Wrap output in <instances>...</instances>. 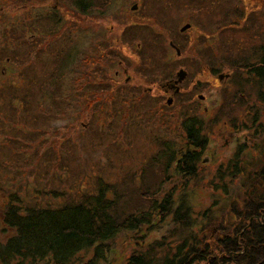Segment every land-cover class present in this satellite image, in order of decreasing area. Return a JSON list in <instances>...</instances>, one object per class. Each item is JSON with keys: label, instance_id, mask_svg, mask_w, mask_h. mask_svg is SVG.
Instances as JSON below:
<instances>
[{"label": "rangeland", "instance_id": "rangeland-1", "mask_svg": "<svg viewBox=\"0 0 264 264\" xmlns=\"http://www.w3.org/2000/svg\"><path fill=\"white\" fill-rule=\"evenodd\" d=\"M109 1L95 0L85 16L73 0H0V239L10 234L2 230L10 195L54 208L103 187L126 215L152 218L122 231L96 264L164 259L192 233L219 238L213 231L234 223V204L240 211L264 191L249 177L264 165V105L254 90L233 95L230 59L220 63L224 45L247 54L264 45V0ZM136 25L150 43L122 36ZM183 69L175 93L166 85ZM190 116L205 123L207 138L193 177L155 158L168 148L179 158ZM239 148L242 172L224 189L216 173ZM164 199L166 212L155 208ZM92 257L91 248L73 264Z\"/></svg>", "mask_w": 264, "mask_h": 264}, {"label": "trees", "instance_id": "trees-1", "mask_svg": "<svg viewBox=\"0 0 264 264\" xmlns=\"http://www.w3.org/2000/svg\"><path fill=\"white\" fill-rule=\"evenodd\" d=\"M94 1L73 0V3L81 14L87 16L93 15L91 11ZM104 3L103 8H106L110 1L104 0ZM236 10L233 12L236 13ZM243 14L242 11L234 17L242 19ZM225 17L229 18L228 13ZM245 27L246 23L241 29L246 30ZM146 30L138 25L130 26L122 36L129 31V42L138 38L144 45L151 42L149 36L144 35ZM230 39L231 42H227L229 45L234 41ZM223 49L225 51L220 54V63L223 65L224 60L230 59V64L227 63L233 69V95L239 92L249 96L254 90L255 102L264 105V45L256 46L249 54L239 51L243 47L236 52L232 51L231 46L224 45ZM238 51L240 55L237 56L235 54ZM210 66L213 74L221 71V68L212 64ZM254 105L251 102L245 103V107L253 115ZM258 119L255 116L253 122L258 123ZM231 121L235 119L232 118ZM181 124L187 144L179 158L177 159L174 148L164 149L155 158L165 159L168 168L175 164V170L193 177L198 173L202 154L207 147V138L203 134L205 123L197 116H190ZM241 158L239 148L233 158L217 171L216 178L223 183L224 189L227 188L228 181H234L242 172ZM257 170L260 172L254 171L249 175L250 185L255 180L264 182V165H259ZM226 195L230 196V191L226 190ZM118 201L109 197L103 187L81 201L54 208L25 207L21 198L10 195L2 218V230L9 231L10 234L4 241L0 239V264H73L80 253L91 248L94 257L90 258L89 264H96L101 258L104 260L108 254L107 250H103L105 245L112 243L122 231L141 230L152 218L150 212L126 215L121 211ZM153 203L155 206L156 201ZM169 205L170 202L164 199L155 208L166 212ZM235 206L234 204V209L228 213L231 219H235L234 223L222 225L213 231H218L219 238L212 241L206 235L200 237L192 233L186 241L184 239L183 245L174 247L172 254L164 259L135 255L126 264H264V191L258 195L255 192L240 211Z\"/></svg>", "mask_w": 264, "mask_h": 264}, {"label": "water", "instance_id": "water-1", "mask_svg": "<svg viewBox=\"0 0 264 264\" xmlns=\"http://www.w3.org/2000/svg\"><path fill=\"white\" fill-rule=\"evenodd\" d=\"M188 27H190V26L187 25V26L183 27L182 30H185V29H187ZM169 46L172 47L173 49H175V51H176L177 54L180 53V52H179V49L177 48V46L174 45L172 42L169 43ZM186 75H187V72H186L185 70H180V71H178V72L176 73V80H175V81L173 82V84H172L173 87H176V88L174 89V90H175V93L179 92L177 86H179V84H181V83L183 82V80H184V78L186 77ZM200 99H202V98H200ZM171 101H172V99L169 98V99L167 100V104H168V105H171V104H172Z\"/></svg>", "mask_w": 264, "mask_h": 264}, {"label": "flooded vegetation", "instance_id": "flooded-vegetation-1", "mask_svg": "<svg viewBox=\"0 0 264 264\" xmlns=\"http://www.w3.org/2000/svg\"><path fill=\"white\" fill-rule=\"evenodd\" d=\"M135 8H136V6H133V8H132V10H135ZM184 70V69H183ZM180 71V70H179ZM176 80V74H175V79H173L172 81H170V82H168L167 83V88L169 89V90H174L176 87H173L172 86V84H173V82ZM178 87V86H177ZM175 91V90H174Z\"/></svg>", "mask_w": 264, "mask_h": 264}]
</instances>
